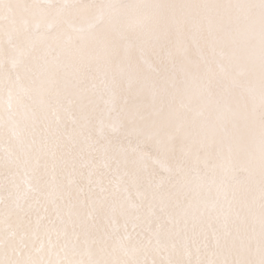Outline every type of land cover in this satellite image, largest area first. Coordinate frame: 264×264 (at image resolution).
<instances>
[{
	"label": "snow or ice",
	"instance_id": "1",
	"mask_svg": "<svg viewBox=\"0 0 264 264\" xmlns=\"http://www.w3.org/2000/svg\"><path fill=\"white\" fill-rule=\"evenodd\" d=\"M0 264H264V0H0Z\"/></svg>",
	"mask_w": 264,
	"mask_h": 264
}]
</instances>
